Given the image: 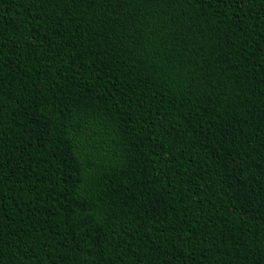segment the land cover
I'll return each mask as SVG.
<instances>
[{
  "label": "trees",
  "instance_id": "1",
  "mask_svg": "<svg viewBox=\"0 0 264 264\" xmlns=\"http://www.w3.org/2000/svg\"><path fill=\"white\" fill-rule=\"evenodd\" d=\"M0 264H264V0H0Z\"/></svg>",
  "mask_w": 264,
  "mask_h": 264
}]
</instances>
